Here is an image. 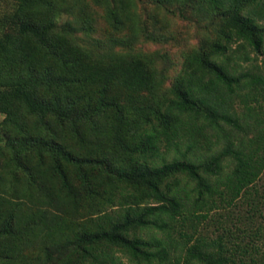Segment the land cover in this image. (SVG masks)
Returning <instances> with one entry per match:
<instances>
[{"label":"trees","instance_id":"obj_1","mask_svg":"<svg viewBox=\"0 0 264 264\" xmlns=\"http://www.w3.org/2000/svg\"><path fill=\"white\" fill-rule=\"evenodd\" d=\"M4 1L0 264L16 263L29 235L64 230L60 239L71 249L59 264H264L253 242L226 225L264 170V126L247 142L229 139L223 128H240L229 112L238 92L264 101V61L256 72L238 71L249 51L264 55L260 0H170L216 15L220 26L206 51L187 57L170 97L147 103L118 90L146 89L147 67L133 61L99 71L88 52L79 56L68 38H57L51 22L67 12L64 4ZM114 18V31L126 28ZM80 28L91 30L87 21ZM200 145L204 155L195 153ZM104 204L117 209L82 225L66 226L58 215ZM208 221L221 231L215 237L198 231Z\"/></svg>","mask_w":264,"mask_h":264},{"label":"rangeland","instance_id":"obj_2","mask_svg":"<svg viewBox=\"0 0 264 264\" xmlns=\"http://www.w3.org/2000/svg\"><path fill=\"white\" fill-rule=\"evenodd\" d=\"M58 1L61 7L64 4L68 10L67 12L60 11L53 17L52 30L57 38H68L73 44L75 53L79 56L88 52L91 55L90 61L97 65L99 71L107 68L114 71L118 67L123 69L133 61L140 66L147 67L149 76L146 89L132 90L122 85L118 87L121 94L130 93L140 103L169 98L170 89L182 74L187 57L194 52L206 51L208 45L216 40L220 26V19L216 15L192 4H183L181 1ZM260 3L264 7V0H260ZM8 8L9 5L4 0H0V12L8 10ZM105 11L112 13L108 20L105 15L110 14ZM114 16L124 19L126 28L114 31L112 28L116 26ZM85 21L90 25L89 33H84L80 28L81 23ZM260 23L264 24V21H260ZM65 24L70 25L67 37L62 32ZM145 35L150 36V39H146ZM110 37L126 40L123 43L112 42L109 41ZM248 55L251 60L244 63L239 62L238 71L256 72L257 68L261 69L264 55L255 56L250 51ZM116 59L120 60L121 64L111 65ZM244 93L245 91L238 92V96L232 97V110H229L237 118L240 128L234 130L225 125L223 128L229 135V139L247 142L249 138L256 136L259 127L264 126L260 122L262 120L261 113L264 112V101L258 97L256 103L251 100V97L244 98ZM3 118L4 116L0 114V123ZM3 145L4 136L0 132V146ZM200 146L195 153L204 155L206 147ZM213 148L215 149L211 146V149ZM168 157H172L171 152L168 153ZM251 206L256 208L252 220L246 217ZM116 209V206L104 204L93 208L85 206L84 209H78L77 212L58 213V215L64 220L66 226H77L82 225L90 217H96V214H111ZM230 210H232L231 215L233 216L226 219V225L232 235L239 236L243 242H253L257 247L258 254L264 255V170L249 189V194L238 200L237 205ZM49 212L52 213V210ZM183 226L181 230L190 232L186 224ZM179 229L180 225H176V232ZM236 229H240L244 233L238 232ZM198 231L207 233L209 237H215L221 232L213 221L202 223ZM66 233L68 232L64 230L50 236H45L42 232H38L35 236L29 235L28 239H24L20 243V258L15 264H19L20 260L26 262L25 264H59L63 262L71 249V246L65 245L60 239V235ZM173 236L177 237V234L173 233ZM121 259L125 262L123 257Z\"/></svg>","mask_w":264,"mask_h":264}]
</instances>
